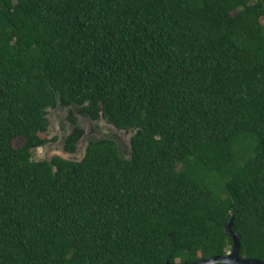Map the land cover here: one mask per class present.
<instances>
[{"label":"trees","instance_id":"1","mask_svg":"<svg viewBox=\"0 0 264 264\" xmlns=\"http://www.w3.org/2000/svg\"><path fill=\"white\" fill-rule=\"evenodd\" d=\"M59 106L130 157L36 160ZM233 217L264 262V0H0V264H191Z\"/></svg>","mask_w":264,"mask_h":264},{"label":"rangeland","instance_id":"2","mask_svg":"<svg viewBox=\"0 0 264 264\" xmlns=\"http://www.w3.org/2000/svg\"><path fill=\"white\" fill-rule=\"evenodd\" d=\"M69 108L57 107L50 111L48 121L50 124L48 135L44 136L49 143L35 152L36 160H51L54 157L70 159L76 162L82 161L86 155L88 145L91 141L113 140L119 144L120 153L123 157L131 155V139L135 132L122 131L109 124L105 119L98 122L92 121L86 117L77 116L78 125L84 129L85 136L79 142L75 153L70 154L64 150L66 139L72 133L74 126L69 120ZM55 139H57L55 141ZM24 141H16V147H22Z\"/></svg>","mask_w":264,"mask_h":264},{"label":"water","instance_id":"3","mask_svg":"<svg viewBox=\"0 0 264 264\" xmlns=\"http://www.w3.org/2000/svg\"><path fill=\"white\" fill-rule=\"evenodd\" d=\"M234 220L235 217L232 218L231 222L225 228L226 234L233 239L234 242L233 251L228 253L226 256H215L210 260H203L191 264H264V262L261 260L245 259L240 256L241 239L240 236L234 231Z\"/></svg>","mask_w":264,"mask_h":264}]
</instances>
